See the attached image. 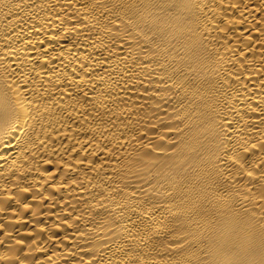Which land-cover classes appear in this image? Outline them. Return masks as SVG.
I'll list each match as a JSON object with an SVG mask.
<instances>
[{"label":"bare ground","instance_id":"bare-ground-1","mask_svg":"<svg viewBox=\"0 0 264 264\" xmlns=\"http://www.w3.org/2000/svg\"><path fill=\"white\" fill-rule=\"evenodd\" d=\"M0 264H264V0H0Z\"/></svg>","mask_w":264,"mask_h":264}]
</instances>
